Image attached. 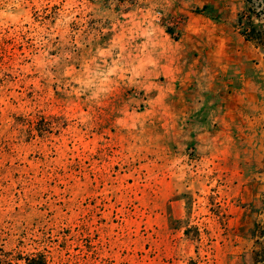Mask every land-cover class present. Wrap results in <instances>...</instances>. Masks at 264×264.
I'll use <instances>...</instances> for the list:
<instances>
[{
    "label": "rangeland",
    "instance_id": "obj_1",
    "mask_svg": "<svg viewBox=\"0 0 264 264\" xmlns=\"http://www.w3.org/2000/svg\"><path fill=\"white\" fill-rule=\"evenodd\" d=\"M241 13L264 29V0H0V264H257Z\"/></svg>",
    "mask_w": 264,
    "mask_h": 264
},
{
    "label": "trees",
    "instance_id": "obj_2",
    "mask_svg": "<svg viewBox=\"0 0 264 264\" xmlns=\"http://www.w3.org/2000/svg\"><path fill=\"white\" fill-rule=\"evenodd\" d=\"M237 26L240 30V33L247 41L254 42L257 46L264 45V29L258 24L255 23L253 18L246 13H241L238 16ZM257 264H264V250L256 253Z\"/></svg>",
    "mask_w": 264,
    "mask_h": 264
}]
</instances>
